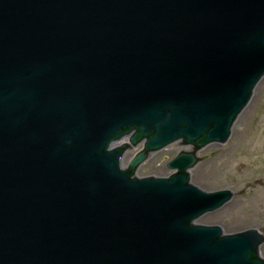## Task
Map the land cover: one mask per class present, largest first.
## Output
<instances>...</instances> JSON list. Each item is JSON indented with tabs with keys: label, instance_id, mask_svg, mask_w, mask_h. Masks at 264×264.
<instances>
[{
	"label": "water",
	"instance_id": "water-1",
	"mask_svg": "<svg viewBox=\"0 0 264 264\" xmlns=\"http://www.w3.org/2000/svg\"><path fill=\"white\" fill-rule=\"evenodd\" d=\"M263 83L264 0H0V264H264L201 223L241 199L203 152L143 176L233 142Z\"/></svg>",
	"mask_w": 264,
	"mask_h": 264
},
{
	"label": "rangeland",
	"instance_id": "rangeland-1",
	"mask_svg": "<svg viewBox=\"0 0 264 264\" xmlns=\"http://www.w3.org/2000/svg\"><path fill=\"white\" fill-rule=\"evenodd\" d=\"M127 143V142H126ZM175 142L155 151L153 162H147L143 176H164L171 171L166 162L177 152ZM137 146L125 152L122 165L136 152ZM205 163L195 167L198 185L208 190L241 191V199L201 218L202 224L232 228L231 232L254 228L264 233V83L260 99L240 126L233 142L197 150Z\"/></svg>",
	"mask_w": 264,
	"mask_h": 264
},
{
	"label": "bare ground",
	"instance_id": "bare-ground-1",
	"mask_svg": "<svg viewBox=\"0 0 264 264\" xmlns=\"http://www.w3.org/2000/svg\"><path fill=\"white\" fill-rule=\"evenodd\" d=\"M177 150L178 151H186V152H198L196 149H193L190 145H184V144H178L177 145Z\"/></svg>",
	"mask_w": 264,
	"mask_h": 264
}]
</instances>
